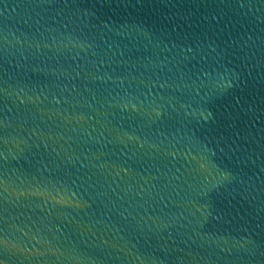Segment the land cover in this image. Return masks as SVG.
Segmentation results:
<instances>
[{
    "label": "water",
    "instance_id": "1",
    "mask_svg": "<svg viewBox=\"0 0 264 264\" xmlns=\"http://www.w3.org/2000/svg\"><path fill=\"white\" fill-rule=\"evenodd\" d=\"M0 264H264V0H0Z\"/></svg>",
    "mask_w": 264,
    "mask_h": 264
}]
</instances>
